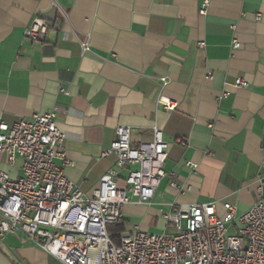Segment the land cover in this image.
<instances>
[{
  "label": "crops",
  "instance_id": "0c3cea01",
  "mask_svg": "<svg viewBox=\"0 0 264 264\" xmlns=\"http://www.w3.org/2000/svg\"><path fill=\"white\" fill-rule=\"evenodd\" d=\"M36 18L53 24L43 42L24 37ZM50 110L73 163L65 173L89 197L115 167L102 153L118 126L131 128L135 147L162 132L167 177L149 205L124 207L125 230L167 228L172 205L246 212L264 180V0H0V119ZM21 165L0 164L13 177ZM117 171L124 188L128 170ZM2 249L15 264H62L20 235Z\"/></svg>",
  "mask_w": 264,
  "mask_h": 264
},
{
  "label": "built area",
  "instance_id": "2783aa9c",
  "mask_svg": "<svg viewBox=\"0 0 264 264\" xmlns=\"http://www.w3.org/2000/svg\"><path fill=\"white\" fill-rule=\"evenodd\" d=\"M52 27L51 22L36 18L24 37L43 42ZM198 47L204 49L205 43L199 42ZM232 47L239 49L241 44L234 39ZM206 79L212 80L213 74L208 72ZM235 86L248 83L237 79ZM160 102L168 112L176 108L174 103ZM57 117L50 110L13 125L0 119V164L14 167L18 160L22 162L17 177L0 166L1 249L7 236L20 235L62 264H264L262 178L256 181L257 201L244 213L228 202L223 203V215L216 202L172 205L163 218L177 235L151 234L135 227L125 230L115 243L108 230L124 223V207L149 205L167 177L169 144L154 127L152 139L135 147L131 128L118 126L115 141L102 153V157L115 156V167L89 197L65 173L73 163L63 150ZM117 170H128L124 188L118 186ZM170 187L183 191L174 181Z\"/></svg>",
  "mask_w": 264,
  "mask_h": 264
},
{
  "label": "rangeland",
  "instance_id": "374dc122",
  "mask_svg": "<svg viewBox=\"0 0 264 264\" xmlns=\"http://www.w3.org/2000/svg\"><path fill=\"white\" fill-rule=\"evenodd\" d=\"M1 161H2V159H1ZM129 222H130V225L131 226L139 224V221L136 220V219H131ZM142 230H144V229H142ZM148 232L151 233V234H162V233H166V234L172 235V236L178 234V232L175 229V227L167 226V228H165V226H164L163 223H160V225H158L157 227H155V226L153 227L152 226L148 230Z\"/></svg>",
  "mask_w": 264,
  "mask_h": 264
},
{
  "label": "trees",
  "instance_id": "16d2710c",
  "mask_svg": "<svg viewBox=\"0 0 264 264\" xmlns=\"http://www.w3.org/2000/svg\"><path fill=\"white\" fill-rule=\"evenodd\" d=\"M109 234L115 243L119 242L120 235L125 231V222L119 225L109 227ZM2 251V249L0 248ZM11 260V259H10ZM12 261V260H11ZM13 262V261H12ZM14 263V262H13ZM15 264V263H14Z\"/></svg>",
  "mask_w": 264,
  "mask_h": 264
},
{
  "label": "water",
  "instance_id": "95a60500",
  "mask_svg": "<svg viewBox=\"0 0 264 264\" xmlns=\"http://www.w3.org/2000/svg\"><path fill=\"white\" fill-rule=\"evenodd\" d=\"M0 264H14L10 258L0 250Z\"/></svg>",
  "mask_w": 264,
  "mask_h": 264
}]
</instances>
